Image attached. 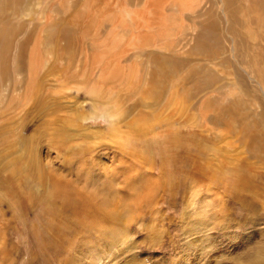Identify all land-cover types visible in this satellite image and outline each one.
<instances>
[{
    "label": "rangeland",
    "instance_id": "rangeland-1",
    "mask_svg": "<svg viewBox=\"0 0 264 264\" xmlns=\"http://www.w3.org/2000/svg\"><path fill=\"white\" fill-rule=\"evenodd\" d=\"M31 2L0 86V264L258 257L264 0Z\"/></svg>",
    "mask_w": 264,
    "mask_h": 264
},
{
    "label": "bare ground",
    "instance_id": "bare-ground-1",
    "mask_svg": "<svg viewBox=\"0 0 264 264\" xmlns=\"http://www.w3.org/2000/svg\"><path fill=\"white\" fill-rule=\"evenodd\" d=\"M32 0H0V70H2V73L1 74V77H0V86H1V89L4 90L6 86H8V81H11V75H12V71L14 72V74L17 73V68L19 67V63H20V57H22V55H20L22 53V50H21V46H23L22 44H20V36L24 35L23 34V31L26 30V27H27V23L28 22H24V19L25 17L28 15V12L31 10L29 7L30 4L29 2H31ZM198 1H201V0H198ZM255 1V0H254ZM39 2V0H38ZM251 2V1H250ZM259 2V1H258ZM40 3V2H39ZM136 3V2H135ZM261 3V2H260ZM264 3V2H263ZM262 3V4H263ZM32 6L35 5V3L33 4L31 2ZM37 4V2H36ZM253 4V3H252ZM40 5V4H39ZM264 5V4H263ZM45 11V10H44ZM42 15V13H41ZM15 21H17V23H15ZM30 23H28L29 25ZM55 25V24H54ZM55 27V26H54ZM51 28V26L49 28H51L50 32L47 33V38L46 40L47 41H50V37L53 36V34L51 32H56V30H54L55 28ZM57 28V27H56ZM60 29V27H59ZM54 30V31H53ZM61 29L58 31L59 33H63V32H60ZM65 32V31H64ZM58 34V33H57ZM66 34H68L66 32ZM264 34V33H263ZM26 35V33H25ZM59 35V34H58ZM55 36V35H54ZM62 36H66L65 33H63ZM27 38V36H26ZM179 41V40H178ZM27 43V42H26ZM25 43V44H26ZM179 43V42H178ZM24 44V45H25ZM48 44V43H47ZM180 44V43H179ZM27 45V44H26ZM172 46V44H171ZM180 46V45H178ZM24 47V46H23ZM26 51V49H24ZM24 51V52H25ZM236 49L233 48L232 52H235ZM143 53V54H142ZM142 56L144 55V52H142ZM256 54V53H254ZM259 56H258V63L260 64L261 68L263 69V60L261 59V56H260V53L258 52ZM145 56V55H144ZM254 56V55H253ZM257 57V56H256ZM159 60V59H158ZM16 62V65L14 66V69L12 70V67H11V63ZM242 72H245L249 75V78L250 80L252 81H255L254 80V76L252 74H250L246 69H242L241 70ZM167 74V73H165ZM154 76V75H153ZM157 77V75H156ZM155 77V78H156ZM217 81H220V80H217ZM155 85L158 83V80L154 81ZM208 84V83H207ZM206 84V89L209 90L207 93H210V92H217L221 95L225 94L226 93V90L227 88L231 85V83H227V82H224L219 88L217 87L216 84L214 85H207ZM262 95H263V98H264V89L262 88ZM221 92V93H220ZM217 99L218 98H214ZM40 101V100H39ZM234 101V100H232ZM233 107L236 105L235 102H230ZM231 105V106H232ZM232 107V108H233ZM264 116V112L262 114ZM104 118H107L106 115L104 116ZM82 128V127H81ZM57 134V133H55ZM59 135V141L61 143H66L67 140H66V136H65V132H60L58 133ZM53 135V134H52ZM57 136V135H56ZM250 137V136H249ZM257 138V136L255 135L253 137V139L255 140ZM55 140H58L57 138ZM30 141V140H29ZM58 142V141H57ZM259 142L263 145V153H264V141L263 140H259ZM30 148V147H29ZM264 155V154H262ZM34 159V158H33ZM30 162V161H29ZM11 163V162H10ZM32 164V163H31ZM33 165H34V162H33ZM36 166V165H35ZM32 167V166H31ZM43 172V171H42ZM42 174H45V173H42ZM87 177L89 176H86L85 178L87 179ZM84 178V179H85ZM85 179V180H86ZM90 179V177H89ZM44 180V179H43ZM57 180V179H56ZM91 180H92V176H91ZM243 180V179H242ZM88 181V180H87ZM42 183V181L40 182ZM90 184V182H89ZM92 184V183H91ZM108 185V184H107ZM63 187V186H62ZM60 188V186L58 187ZM248 188V187H247ZM55 193V191H54ZM87 194V193H86ZM89 195V193H88ZM246 195V194H245ZM83 197V196H81ZM94 197V196H93ZM96 197V196H95ZM91 198V197H90ZM108 199H105V203H100V200L99 203H97L100 207L101 210H104V209H110L111 205L110 203L111 202H108L109 199H111V197L107 196ZM241 198V197H240ZM243 198V196H242ZM245 199V198H244ZM95 200V198H94ZM103 200V202H104ZM249 200V199H247ZM97 201V199L95 200ZM242 201V200H241ZM95 203V202H94ZM123 203V202H122ZM103 206V207H102ZM114 206V205H113ZM106 207V208H105ZM117 209V208H116ZM252 212H256L257 208L256 206L254 205H251L250 208ZM121 210V209H120ZM100 211V210H99ZM111 211V210H110ZM102 212V211H101ZM116 212V211H115ZM105 213V212H104ZM103 213V214H104ZM102 214V215H103ZM113 214H114V211H113ZM111 214V216L113 215ZM117 214V212H116ZM108 215V214H107ZM118 215V214H117ZM88 216V215H87ZM86 216V217H87ZM105 216V215H104ZM115 216V214H114ZM89 217V216H88ZM92 217V215H91ZM119 217V216H117ZM104 218V217H102ZM92 219V218H91ZM123 234V233H122ZM124 242H127V241H124ZM128 243V242H127ZM124 244V243H123ZM264 245H262L263 247ZM254 252V251H253ZM258 254V253H257ZM259 256L254 258L252 257L250 259V262L249 264H264V248L259 251ZM256 256V255H254ZM256 259V260H255Z\"/></svg>",
    "mask_w": 264,
    "mask_h": 264
}]
</instances>
